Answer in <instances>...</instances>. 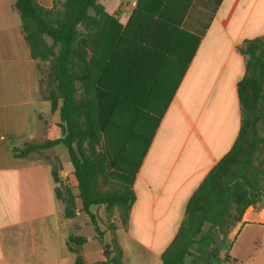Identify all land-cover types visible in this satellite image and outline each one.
<instances>
[{"label": "crops", "instance_id": "1", "mask_svg": "<svg viewBox=\"0 0 264 264\" xmlns=\"http://www.w3.org/2000/svg\"><path fill=\"white\" fill-rule=\"evenodd\" d=\"M16 1L0 0V136L7 137L0 141V264H75L76 255L67 245L70 235L87 239L82 247L85 264H102L103 246L80 211L81 201H76V217L67 219L56 197L46 156L59 159L62 182L77 188L67 148L59 144L43 155L14 153L27 142L62 137L60 113L52 112L41 86V62L32 57ZM63 1L37 0L48 9ZM98 1L106 13L95 33L85 38L88 46V39L95 37L97 51L114 20L127 25L138 0H119L113 12ZM192 6V14L183 10L159 15L175 20L189 59L180 73L177 59L162 63L163 80L174 79L175 87L134 179L136 200L127 230L120 235L126 242L125 264L126 251L135 252L139 264H161L189 199L232 149L241 128L238 83L246 59L239 47L264 35V0H194ZM224 244L229 250L219 256L229 263L264 259V198L247 208Z\"/></svg>", "mask_w": 264, "mask_h": 264}, {"label": "trees", "instance_id": "2", "mask_svg": "<svg viewBox=\"0 0 264 264\" xmlns=\"http://www.w3.org/2000/svg\"><path fill=\"white\" fill-rule=\"evenodd\" d=\"M193 1L138 0L124 28L114 20L110 36L95 56L85 38L95 33L106 13L98 0H64L51 9L37 0L16 1L33 59L49 63L48 82L44 87L40 78L41 86L52 112L60 113L62 137L27 142L14 148V153L42 155L59 144L67 148L78 193L62 182L59 159L49 156L56 197L64 204L67 219L76 217V201H81L80 211L90 218L103 246L106 260L102 264H124V250L116 236L111 248L104 243V232L91 207L119 206L122 223L128 225L136 200L134 179L162 118L152 137L145 140L142 132L149 118L144 107L153 104L152 95L163 88V61L189 59L175 20L159 15L183 11ZM239 52L246 59L245 75L238 83L239 135L189 199L184 220L163 252L161 264H214L218 254L210 251L217 240L212 230L225 238L247 208L264 198V35L245 40ZM85 142L92 148L91 157L83 151ZM100 182L114 186L113 191L98 190ZM207 225L210 230L205 232ZM86 241L77 235L67 240L76 255L75 264H85L82 247Z\"/></svg>", "mask_w": 264, "mask_h": 264}, {"label": "rangeland", "instance_id": "3", "mask_svg": "<svg viewBox=\"0 0 264 264\" xmlns=\"http://www.w3.org/2000/svg\"><path fill=\"white\" fill-rule=\"evenodd\" d=\"M119 0H100L101 3L105 4L109 12H113L114 7H116ZM125 1H131V0H123ZM192 4L188 5L185 10H187L188 13L192 14L193 10L195 9V6H192ZM94 38L88 39V46L91 51V54L93 56L97 53V47L94 43ZM186 59L181 60V64L177 67V72L180 73L182 68H185V65L187 64ZM183 66V67H182ZM49 63L48 62H41V68H40V75L41 79H43V86L45 87L48 82V69ZM161 84L163 86L162 90L158 91L154 95H152L153 104H147L145 105V111L144 114L148 116L149 121L145 126L144 131L142 132V136L145 138V140L150 139L154 133L155 127L158 124V121L160 120V117L163 116L167 106L169 105L171 98L173 97L174 92V79L171 81H163L161 80ZM105 146H108V139L105 140ZM146 141H144L141 145V148L139 152H137V155L134 158V162L138 163L139 161V153L143 151L145 148ZM98 150V148H96ZM83 151L85 155L88 157L92 156V148L88 145L87 142L83 143ZM43 155V154H42ZM49 157V156H46ZM72 167V165H70ZM133 169V168H131ZM65 186H68L72 189L73 193L77 194L78 189L73 188L71 184L65 183ZM113 187L109 184H104L102 182L99 183L98 190L100 191H113ZM91 212L96 216V220L98 221V224L101 228V230L104 232V243L107 244L110 248L111 239L116 236L120 245L122 248L126 249V242L124 240V236H120L122 233H124L127 230V224H123L121 220V216L123 213V209L119 206H111L106 207L105 205L102 206H93L91 207ZM84 216L87 217L89 220V224H91L90 218L84 213ZM210 230V227L207 225L205 227V232H208ZM216 238V243L214 246L210 249L211 252L217 253L218 256L214 259L215 264H227L229 262L225 261L224 258H221L220 251L221 250H229V245L224 244V238L219 235L217 232L212 230L211 232ZM120 236V237H119ZM121 241V242H120ZM128 260L126 261L128 264H139V259L135 258V252L130 253V251H126ZM134 256V257H133ZM133 257V258H132ZM188 263H190V259L187 260ZM124 264H125V256H124ZM229 264H235L233 262H230ZM247 264H264V259L262 261H250L247 262Z\"/></svg>", "mask_w": 264, "mask_h": 264}, {"label": "built area", "instance_id": "4", "mask_svg": "<svg viewBox=\"0 0 264 264\" xmlns=\"http://www.w3.org/2000/svg\"><path fill=\"white\" fill-rule=\"evenodd\" d=\"M5 140H7V137L6 136H0V141H5Z\"/></svg>", "mask_w": 264, "mask_h": 264}]
</instances>
